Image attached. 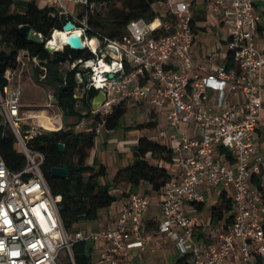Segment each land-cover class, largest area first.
<instances>
[{
    "label": "built area",
    "instance_id": "1",
    "mask_svg": "<svg viewBox=\"0 0 264 264\" xmlns=\"http://www.w3.org/2000/svg\"><path fill=\"white\" fill-rule=\"evenodd\" d=\"M206 3L211 10L207 18L228 26L224 59L218 52L202 61L191 54L196 23L202 20L193 11V0L158 2L154 7L164 12L154 8V21L139 19L128 25L129 42L95 32L91 17L106 2L46 0L47 7L72 17L94 55L90 61L65 65L91 70L85 88L106 93L95 112L100 117L97 134L106 131L107 118L123 104L148 103L170 128L192 127L191 132H179L172 147L174 169L161 191L156 233L176 242L181 256L190 257L189 264H264V185L254 183L264 170L258 144L264 115V49L258 40L264 37V0ZM70 6L80 7V14L72 13ZM17 63L5 74L8 85L0 88V117L15 134L26 164L13 171L0 154V264H63L67 259L76 264L73 246L79 241L92 244L98 264H121L129 251L159 247L145 220L154 202L143 193L128 194L114 227L73 233L65 229L59 213L62 197L53 195L42 171L45 157L27 145L28 138L49 129L23 126L28 118L17 82L40 62L20 50ZM77 79L84 84L81 73ZM48 99L44 111L60 123L49 113L59 109L55 94ZM203 186L222 188L233 200L231 225L219 226L206 242L197 236L212 224L186 209L187 204L206 203Z\"/></svg>",
    "mask_w": 264,
    "mask_h": 264
},
{
    "label": "trees",
    "instance_id": "2",
    "mask_svg": "<svg viewBox=\"0 0 264 264\" xmlns=\"http://www.w3.org/2000/svg\"><path fill=\"white\" fill-rule=\"evenodd\" d=\"M97 4H104L91 17V23L98 34L110 39L130 41L127 32L128 25L139 19L154 21L158 13L154 5L167 0H91ZM104 10V12H103ZM106 11V12H105ZM72 17L62 15L54 8H40L33 1L0 0V88L3 90L8 82L5 74L8 69L16 68L17 56L20 50H26L32 57L38 58L40 66L33 69V78L43 87H52L55 90V99L66 121L64 128L59 131H44L27 139L28 148L38 151L45 157L42 171L49 183L54 196H61L59 213L65 229L69 233L77 231L79 225L97 221L100 212L109 208L118 197L113 190L122 184H129L131 193L143 185L152 187V191L161 192L171 179L169 166L174 165L173 149L159 144L150 138H140L134 148L131 164L121 168L112 182L106 181L107 168L95 159L92 165L88 158L95 148L97 126L100 117L93 111V101L99 91L94 88L86 89L87 75L91 70L83 71L79 66L75 69H63L79 60L90 61L94 55L89 51L75 52L70 48L64 51L65 63L56 64L53 54L46 49V45L53 38L56 31L63 32L64 26L72 21ZM27 26L40 34L44 43L29 41L27 36H21L18 29ZM233 67L232 65L229 66ZM81 73L84 84L78 83L77 75ZM83 89L82 97L77 91ZM88 111L83 115L78 105ZM128 112L123 104L118 106L114 113L107 118L105 129L114 132L121 126V121ZM92 118V127L89 131H76L77 125H70L69 119H77L79 123ZM78 123V124H79ZM157 123L150 121L141 124L140 130L156 128ZM65 145V152H60L59 145ZM0 154L10 169L21 170L26 164V157L19 151L17 139L13 131L4 125L0 117ZM68 165L67 179L53 177L51 171L56 167ZM254 183L262 186L261 177H255ZM205 204L197 205L203 210ZM232 197L223 190L219 202L211 209L213 224L225 222L227 228L233 221ZM93 247L89 242L79 241L73 246V255L76 264H93ZM188 255L181 256L175 264H189ZM64 264V263H63ZM71 264L69 259L67 263Z\"/></svg>",
    "mask_w": 264,
    "mask_h": 264
},
{
    "label": "rangeland",
    "instance_id": "3",
    "mask_svg": "<svg viewBox=\"0 0 264 264\" xmlns=\"http://www.w3.org/2000/svg\"><path fill=\"white\" fill-rule=\"evenodd\" d=\"M199 4L194 5L193 11L197 13L202 20H198L196 23V42L192 48L191 54L195 59L200 61L204 60L211 53H220V57L224 59L225 55L228 52V45L226 44L228 38V26L220 25L216 20L212 18H207V15L211 12L209 5L206 3V0H198ZM156 10H160L164 12L163 9L154 7ZM71 11L74 14H80L81 8L72 6ZM104 12V10H103ZM106 12V11H105ZM259 49H264V37H259ZM68 66L64 65L63 69H67ZM82 69H86L84 66ZM18 85L21 86L23 90V104L25 105L24 115L28 118L24 125H30L34 127H41V122L39 118L35 117L41 115L43 110L47 109V104L49 102V94L54 95L55 90L52 87H43L33 78V69L32 67H28L22 74L21 79L17 82ZM83 89H79L77 91L78 97H82ZM148 103H142L139 105H130L128 106V112L124 116L121 121V126L114 133L108 134L104 130V138L103 134H98L96 137V145L94 148V161L98 160L97 151L100 149V153L103 146H99V142L101 140L104 141V158L108 160L109 167H117L121 166V161H118V153L120 151L119 148L122 149H130L134 156V148L135 142L139 141L140 138L150 137L154 139V141L159 144L166 145L168 147L176 146L178 142V133L180 130L186 128L187 126H181L180 129H172L165 122V118L163 115L155 113L153 107ZM78 110L83 114L87 115L88 111L85 110L80 103L78 105ZM50 114H56L61 125L65 124V120L63 119L62 112L59 109H55V111H49ZM159 117V120L156 117ZM30 117V118H29ZM157 117V118H158ZM156 119L157 128L140 130L137 127L141 124H147L150 121ZM92 118H87L83 120L81 123L78 122L77 119H69L68 123L70 125H78L75 129L78 132H86L89 131L92 127ZM79 123V124H78ZM64 128V126H63ZM11 129V128H10ZM43 129V128H42ZM12 130V129H11ZM45 131H56V130H45ZM112 140V141H111ZM106 144V145H105ZM135 145V146H134ZM19 151H22V148L18 146ZM121 149V150H122ZM93 161V163H94ZM114 161V162H113ZM102 164V163H101ZM119 170V169H118ZM170 173H172L171 167L169 169ZM109 172V173H108ZM107 172L106 181L112 182V169ZM207 189V192H206ZM117 189L113 190V193L116 194ZM145 188H138L134 190V192H145ZM201 191L206 192V207H205V215L210 213L212 206H215L219 202V195L222 191V188H212V187H201ZM152 197V195H149ZM118 197V196H117ZM153 199L156 197H152ZM155 204L147 211V216H155L158 219H161V211L159 210ZM151 234L156 236L155 229H149ZM213 232V233H212ZM215 229H206L205 233L207 237L212 234V236H216ZM65 257V253L63 254V258ZM181 257L180 252L178 251L177 244L173 240L169 239L163 242L161 248L156 252H152L151 250L147 251H129L125 258L122 260L121 264H175L178 258ZM93 264L96 263V257L93 256ZM65 264V263H64Z\"/></svg>",
    "mask_w": 264,
    "mask_h": 264
},
{
    "label": "crops",
    "instance_id": "4",
    "mask_svg": "<svg viewBox=\"0 0 264 264\" xmlns=\"http://www.w3.org/2000/svg\"><path fill=\"white\" fill-rule=\"evenodd\" d=\"M16 1H33L35 2L40 8H44L46 7V0H16ZM176 1H179V0H176ZM194 5L196 4H199L198 0H193ZM71 7H69L70 11H71ZM72 12V11H71ZM73 13V12H72ZM160 115V114H159ZM63 116V115H62ZM158 117V116H157ZM156 119L159 120V117ZM156 119H154L153 121H155ZM156 122V121H155ZM78 126V125H77ZM76 126V127H77ZM158 127V126H157ZM156 127V128H157ZM145 130V129H144ZM184 132V131H189L191 132L192 131V127H186L182 130H180V132ZM108 134L110 133H114V132H108L106 131ZM103 134V138H104V130L101 131V135ZM258 135H259V140H258V144H259V147H260V151L264 157V115H263V119L259 125V128H258ZM150 138V137H148ZM151 140H154L152 138H150ZM112 141V140H111ZM138 141L135 142V145H137ZM99 146H103V148L101 150V153H100V149H98L97 151V157H98V160L106 166L107 168V172L112 169V179L115 177V175L117 174V172L121 169V168H125L127 167L129 164H131L132 160H133V154L131 152V150L128 148V149H122V148H119L120 151L118 153V157L117 159H119L118 161H121V166L119 168L117 167H109V163H108V160H106L104 158V141L101 140L99 143ZM106 145V144H105ZM134 145V146H135ZM168 147V146H167ZM172 148V147H170ZM122 149V150H121ZM94 149L92 150L89 158H88V164L92 165L93 164V161H94ZM114 162V161H113ZM170 168V166H169ZM119 169V170H118ZM174 169V165L171 166V170ZM109 173V172H108ZM261 177V181H262V184L264 185V170L262 172V174L259 176ZM141 188H145L146 190H144L145 192H137V193H143V194H146L147 196L149 195H152V197H156V198H152L154 204L159 208V203L162 199V195H161V192L157 193V192H154L152 191V187L149 186V185H143ZM116 194L113 193L114 195L118 196V200L117 202H115L112 206H110L109 208L107 209H104L100 212V217L97 221H94V222H86V223H82L79 225V229H83V230H99V229H102V228H109V227H114L116 225V222H117V219L122 211V208H123V205L127 199V196L129 193L132 192L131 190V187L129 184H122L120 185L117 190H116ZM223 191V189H222ZM221 191V192H222ZM205 195H206V192H207V189H206V192L205 191H202ZM220 192V194H221ZM219 198H220V195H219ZM206 205V203H205ZM206 207V206H205ZM205 207L204 209L201 211V210H198L197 208V205L194 206L193 204H187L186 205V209L188 212H190L191 214H196L202 218H204L205 220L208 221V223H211L212 226L211 228V231L212 229H215V230H218L219 226L220 227H223L225 225V222H222V223H218V224H213L212 223V219H211V210H210V213L209 214H206L205 215ZM213 207V206H212ZM212 209V208H211ZM160 210V209H159ZM145 220L146 222L149 224V227L151 229H157V222L160 220L158 219L157 217L155 216H147V214L145 215ZM208 229V228H204V229H201L198 233V236L197 238H199L201 240V242H206L208 239H207V236L205 233V230ZM213 233V232H212ZM212 235V234H211ZM209 235V236H211ZM156 236L159 238L160 240V246L151 250L152 252H156L158 251L159 248H161V246L163 245V242L166 241V240H169V238H162L158 233H156ZM94 262V261H93ZM97 263V262H96Z\"/></svg>",
    "mask_w": 264,
    "mask_h": 264
},
{
    "label": "water",
    "instance_id": "5",
    "mask_svg": "<svg viewBox=\"0 0 264 264\" xmlns=\"http://www.w3.org/2000/svg\"><path fill=\"white\" fill-rule=\"evenodd\" d=\"M18 32L21 36H27L29 41H34L37 43H44L43 37L35 32L33 29L29 30L27 26L21 27L18 29ZM63 32H66L68 34V37L65 39V46L63 49L56 50L55 48L51 47V41L47 43L46 49L49 50L51 54L55 57V63L60 64L65 62L64 57V49L70 48L71 50L75 52H83L87 50L83 37L81 36L80 32L76 30V25L73 21H69L63 29ZM54 37V35H53ZM106 100V93L103 90L99 91L98 96L93 101V111L97 112L102 104ZM60 152H65V145L60 144L59 145ZM53 177L59 178V179H67L68 177V165H65L63 167H56L53 168L51 171Z\"/></svg>",
    "mask_w": 264,
    "mask_h": 264
},
{
    "label": "bare ground",
    "instance_id": "6",
    "mask_svg": "<svg viewBox=\"0 0 264 264\" xmlns=\"http://www.w3.org/2000/svg\"><path fill=\"white\" fill-rule=\"evenodd\" d=\"M68 37V34L66 32L56 31L54 33V37L51 40V47L55 49H63L65 46V39ZM93 48H96L97 44L96 41H93L91 43ZM90 65V64H89ZM104 68V66H103ZM39 118L41 124L49 130H58L61 127V123H57L55 120H53L51 117H49L46 112L43 110L41 112V115L35 116Z\"/></svg>",
    "mask_w": 264,
    "mask_h": 264
}]
</instances>
